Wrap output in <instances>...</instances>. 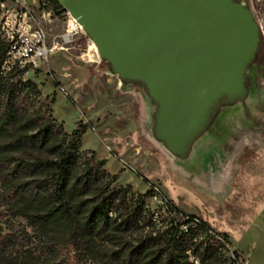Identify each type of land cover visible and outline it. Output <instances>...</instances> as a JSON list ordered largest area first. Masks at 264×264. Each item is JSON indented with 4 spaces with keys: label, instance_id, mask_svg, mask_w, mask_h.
Here are the masks:
<instances>
[{
    "label": "rangeland",
    "instance_id": "1",
    "mask_svg": "<svg viewBox=\"0 0 264 264\" xmlns=\"http://www.w3.org/2000/svg\"><path fill=\"white\" fill-rule=\"evenodd\" d=\"M1 1L0 35L15 9L10 1L5 0L4 6ZM245 2L264 38V0ZM26 4L33 24L43 27L50 43L59 42L61 48L39 69L18 80L39 88L40 101L48 105L65 133L82 132L83 157L94 155L95 161H104V170L117 177L112 187L142 195L161 219L169 220L176 211L180 216H199L224 236L229 247L206 264L234 260L237 264H264V75L253 77L251 106L226 112L199 144L194 160L183 164L153 138V107L144 90L123 85L83 30L78 29L69 43L62 42L73 21L69 13L54 9L49 0H26ZM154 187L172 205L173 215L163 211L160 203H153ZM23 228L26 222L22 219L6 214L0 218V233ZM196 258L191 257V262L200 264ZM61 259L62 264H95L76 256L70 247Z\"/></svg>",
    "mask_w": 264,
    "mask_h": 264
},
{
    "label": "trees",
    "instance_id": "2",
    "mask_svg": "<svg viewBox=\"0 0 264 264\" xmlns=\"http://www.w3.org/2000/svg\"><path fill=\"white\" fill-rule=\"evenodd\" d=\"M8 49L0 35V218L22 219L26 228L0 233V264H62L67 247L95 264H193L191 255L200 264L215 261L222 249L210 246L213 229L203 219L198 231L184 233L189 222L173 215L167 201L173 216L159 226L142 195L112 187L117 177L104 170L106 163L80 152L82 132L68 135L57 125L39 88L18 80L23 71L2 73ZM256 56L258 78L264 75L261 31Z\"/></svg>",
    "mask_w": 264,
    "mask_h": 264
},
{
    "label": "water",
    "instance_id": "3",
    "mask_svg": "<svg viewBox=\"0 0 264 264\" xmlns=\"http://www.w3.org/2000/svg\"><path fill=\"white\" fill-rule=\"evenodd\" d=\"M123 85L153 107L152 136L192 162L226 112L251 106L260 26L245 1L56 0Z\"/></svg>",
    "mask_w": 264,
    "mask_h": 264
},
{
    "label": "built area",
    "instance_id": "4",
    "mask_svg": "<svg viewBox=\"0 0 264 264\" xmlns=\"http://www.w3.org/2000/svg\"><path fill=\"white\" fill-rule=\"evenodd\" d=\"M8 1L15 5V9L12 10V13L2 25L1 36L9 45L7 57L2 66V73L8 74L13 69H17L23 71L25 75L30 71L39 69L61 46L59 42L51 44L46 30L36 22L33 24L31 10L26 4V0ZM1 5L4 6V3ZM259 26L262 32V27ZM70 28L67 34L62 37L63 43H69L71 38L78 33V29L82 30L74 19L70 24ZM19 59H26V67H19ZM156 188L157 196H153L152 201L153 203H160L163 211L168 212L167 201L162 198L160 189ZM182 218L189 222V216H183ZM154 221L159 226L162 223V220ZM191 225H202V219L196 216V222H189L184 228H189ZM208 234L211 236L220 235L213 230H210Z\"/></svg>",
    "mask_w": 264,
    "mask_h": 264
},
{
    "label": "bare ground",
    "instance_id": "5",
    "mask_svg": "<svg viewBox=\"0 0 264 264\" xmlns=\"http://www.w3.org/2000/svg\"><path fill=\"white\" fill-rule=\"evenodd\" d=\"M73 19V18H72ZM19 66L20 67H26V59H19ZM153 196H157V188L154 187L153 188ZM160 214L159 213H154V220H162V223L164 224V220L160 218ZM168 216V215H167ZM189 222H196V216H189ZM201 225H191V227L189 228H183V232L184 233H188L190 230H196L198 231V228L200 227ZM193 232V231H191ZM203 232V230H202ZM202 234V233H201ZM211 236V235H209ZM213 238H215V241L214 242H211L210 246H219L221 249H224L228 246V243L227 241L225 240V238L222 236V235H213L211 236ZM207 239V238H206ZM205 239V240H206ZM213 241V240H212ZM208 243V242H207ZM229 247V246H228ZM219 250V249H218ZM229 251V250H228ZM195 256V255H194ZM198 258V257H197ZM196 258V259H197ZM191 259V258H190ZM195 260V259H194Z\"/></svg>",
    "mask_w": 264,
    "mask_h": 264
}]
</instances>
